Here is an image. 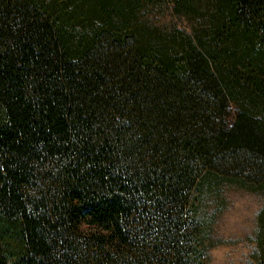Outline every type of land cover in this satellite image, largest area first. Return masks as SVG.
Segmentation results:
<instances>
[{"label":"trees","instance_id":"obj_1","mask_svg":"<svg viewBox=\"0 0 264 264\" xmlns=\"http://www.w3.org/2000/svg\"><path fill=\"white\" fill-rule=\"evenodd\" d=\"M143 1L0 0V264H210L202 186L264 193V0Z\"/></svg>","mask_w":264,"mask_h":264},{"label":"rangeland","instance_id":"obj_2","mask_svg":"<svg viewBox=\"0 0 264 264\" xmlns=\"http://www.w3.org/2000/svg\"><path fill=\"white\" fill-rule=\"evenodd\" d=\"M136 23L168 30L173 26L190 30L194 20L174 12L170 0L139 3ZM235 104L229 102L225 120L229 123ZM257 185V184H254ZM196 197L197 216L208 243L210 264H256L257 212L264 193L216 176L204 184Z\"/></svg>","mask_w":264,"mask_h":264}]
</instances>
